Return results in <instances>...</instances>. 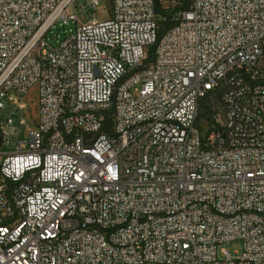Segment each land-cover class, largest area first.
Returning <instances> with one entry per match:
<instances>
[{
    "label": "built area",
    "instance_id": "2783aa9c",
    "mask_svg": "<svg viewBox=\"0 0 264 264\" xmlns=\"http://www.w3.org/2000/svg\"><path fill=\"white\" fill-rule=\"evenodd\" d=\"M75 1L0 0V264H264V0Z\"/></svg>",
    "mask_w": 264,
    "mask_h": 264
},
{
    "label": "rangeland",
    "instance_id": "374dc122",
    "mask_svg": "<svg viewBox=\"0 0 264 264\" xmlns=\"http://www.w3.org/2000/svg\"><path fill=\"white\" fill-rule=\"evenodd\" d=\"M82 3L83 0H76L70 7V12L77 15L79 23H84L85 21H87L88 17H91L93 12L92 10H83L78 8L77 5ZM110 8L111 1L103 0L102 3L95 9V18L97 20H104L105 18H107ZM74 28V20L67 19V22H63L62 19H57L47 30L45 34V41L51 46L56 47L66 35L70 34L74 30ZM26 96L33 98L35 96V88H30ZM201 129V134L204 136L206 132V127L204 124L201 125ZM21 138L22 136L21 134H19V139ZM10 140L11 145L4 143L0 146V152L4 153L14 150L15 140L12 138ZM225 248L228 250V252L233 254L234 251L240 250L241 243L238 240H232L225 246Z\"/></svg>",
    "mask_w": 264,
    "mask_h": 264
},
{
    "label": "trees",
    "instance_id": "16d2710c",
    "mask_svg": "<svg viewBox=\"0 0 264 264\" xmlns=\"http://www.w3.org/2000/svg\"><path fill=\"white\" fill-rule=\"evenodd\" d=\"M209 106H210V100L207 98L203 99V101L201 102V107H200L202 114H205L208 112Z\"/></svg>",
    "mask_w": 264,
    "mask_h": 264
}]
</instances>
